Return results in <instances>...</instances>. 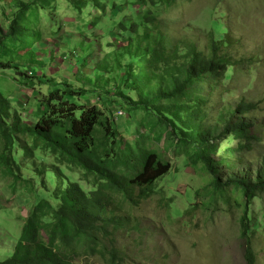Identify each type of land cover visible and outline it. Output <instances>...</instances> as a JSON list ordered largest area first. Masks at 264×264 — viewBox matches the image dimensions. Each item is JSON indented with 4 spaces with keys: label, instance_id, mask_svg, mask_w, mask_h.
<instances>
[{
    "label": "rangeland",
    "instance_id": "rangeland-1",
    "mask_svg": "<svg viewBox=\"0 0 264 264\" xmlns=\"http://www.w3.org/2000/svg\"><path fill=\"white\" fill-rule=\"evenodd\" d=\"M48 1L0 0V35L8 32L11 21L24 10V4L31 6L20 24L30 29L28 33L39 34L32 37L33 46L29 38L18 36L21 39L6 41L0 52L2 63L22 66L34 83L32 86L27 77L0 69V99L7 104L9 113L4 114H9L11 123L14 117L28 126L37 120L38 102L50 87L38 83L37 78L43 74L47 80H72V74L83 72L82 56L88 54L84 58L89 65L84 72L88 74L85 84L95 80L101 89L119 80L118 64L126 63L121 53L126 34L117 40L112 35H116L119 21H134L138 16L140 10L133 6L135 0H114L120 6L118 15L112 17L108 16L112 0L102 2L101 7H96L92 0ZM153 9L168 23L170 34L196 37L201 30H210L212 20L225 13L223 27L240 41L245 56L257 55L260 61L248 69L245 64L241 65L235 75L229 71L231 78L212 93L210 101L234 106L238 100L245 99L264 107V0H176L170 6ZM73 100L83 107L96 106L115 121L114 128L122 145L154 152L170 166L156 180L149 197L118 212L125 216L118 229L109 226L106 234L96 233L92 244L86 241L79 244L74 256L77 264H109L112 257L117 264H245V241L240 235L245 211L247 218L243 224L254 264H264V193L245 207L239 190L228 187L215 191L207 169L201 163L188 162V149L176 147L153 114L141 109L129 113L116 100L107 102L96 91L81 97L76 95ZM123 109L125 114L117 120V113ZM261 116L257 121L260 126L253 131L256 139L249 143V148L239 150L238 140H224L221 146L235 149L236 155L244 156L245 161H255L264 153V115ZM138 133L141 137L136 138ZM101 136L97 132V142ZM3 145L0 136V152ZM19 145L14 155L20 169H14L11 176L0 165V262L11 258L22 228L37 203L46 199L55 205L50 200L51 167L71 176L85 189L95 181L92 175L78 168L70 170L64 164H54L51 155L33 148L29 137H23ZM219 175L224 180L228 177L227 170H220ZM41 238L46 240L44 233Z\"/></svg>",
    "mask_w": 264,
    "mask_h": 264
},
{
    "label": "trees",
    "instance_id": "trees-1",
    "mask_svg": "<svg viewBox=\"0 0 264 264\" xmlns=\"http://www.w3.org/2000/svg\"><path fill=\"white\" fill-rule=\"evenodd\" d=\"M107 1L92 0V3L101 7L102 2ZM175 1L135 0L133 6H138V16L134 21L127 19L116 24V35L112 37L117 40L126 34L121 52L126 63L118 64L120 77L114 84L111 82L101 89L94 79L85 84L88 74L84 72L89 65L84 58L89 56L84 54L83 74L75 72L74 79L52 81V78L47 80L45 74L37 78L40 85L50 87L38 102L39 113L34 124H20L15 117L11 123L9 114H4L9 113L7 104L0 99V136L4 142L0 165L8 175L13 176L14 169H20L14 154L20 140L29 137L33 148L51 155L54 164H64L70 170L78 168L95 179L94 185L85 189L71 176L51 167L50 200L55 205L46 199L37 203L22 228L11 258L0 264H77L74 256L79 244L84 241L92 244L96 233L106 234L109 226L118 229L125 220L118 212L126 205L136 206L149 197L156 180L170 169L154 152L135 145H122L114 128L115 121L96 106L77 105L73 100L76 95L81 97L96 91L105 96L107 102L116 100L129 113L141 109L153 114L174 145L188 149V162L201 163L207 169L212 176L213 189L239 190L245 207L264 193V153L255 161H245L244 156L236 155L235 149L221 146L224 140H238L239 150L249 148V143L256 139L253 131L264 115V107L245 99L238 100L234 106L210 101L212 93L231 78L229 71L235 75L241 65L251 68L260 58L242 53L240 41L223 27L225 13L212 20V28L201 30L197 37L170 34L168 23L160 19L153 8L167 7ZM30 6L24 4V10L11 21L8 32L0 35V52L8 40L24 36L31 42L32 37L39 35L36 31L28 33L30 29L20 24ZM118 6L120 3L111 1L109 17L118 15ZM70 53L74 56L72 51ZM21 67L0 61V69L27 77L34 86L32 77ZM122 112L125 114L124 109ZM97 132L102 134L98 142ZM139 137L141 133L136 136ZM113 147L115 150L111 151ZM222 169L227 170L228 177L224 180L219 175ZM246 218L245 211L240 233L245 241L243 258L245 264H254L247 228L243 224ZM42 233L46 240L41 238ZM115 260L112 257L109 264H117Z\"/></svg>",
    "mask_w": 264,
    "mask_h": 264
},
{
    "label": "built area",
    "instance_id": "built-area-1",
    "mask_svg": "<svg viewBox=\"0 0 264 264\" xmlns=\"http://www.w3.org/2000/svg\"><path fill=\"white\" fill-rule=\"evenodd\" d=\"M122 114H123L122 111L118 112V113H117V117L120 116V115H122Z\"/></svg>",
    "mask_w": 264,
    "mask_h": 264
}]
</instances>
